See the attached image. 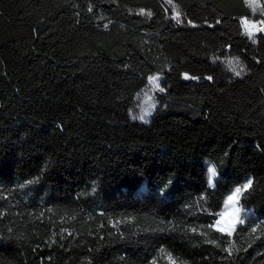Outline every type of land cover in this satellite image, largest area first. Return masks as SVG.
I'll return each instance as SVG.
<instances>
[{"label": "trees", "instance_id": "trees-1", "mask_svg": "<svg viewBox=\"0 0 264 264\" xmlns=\"http://www.w3.org/2000/svg\"><path fill=\"white\" fill-rule=\"evenodd\" d=\"M263 16L0 0V264H264V33L242 26ZM235 186L251 216L228 235Z\"/></svg>", "mask_w": 264, "mask_h": 264}, {"label": "rangeland", "instance_id": "rangeland-1", "mask_svg": "<svg viewBox=\"0 0 264 264\" xmlns=\"http://www.w3.org/2000/svg\"><path fill=\"white\" fill-rule=\"evenodd\" d=\"M244 20H246V19L242 20V26H243V29H244L245 32H247V33H249V32L250 33L258 32L256 29H254L255 27H254L253 21H248L247 20L249 23H248V26L246 28L244 23H243ZM262 32L264 33V31H262ZM152 77H155L156 79L155 80H151V81H150V79H148L149 91L146 92L145 97H144L147 100L148 99L150 100V98H151L149 92L158 89V78H157V76H152ZM183 77H184V75H183ZM138 119L141 120L140 117ZM208 170H209L208 185L210 187H212L213 184H214V180L216 179V177L219 174V172L210 163H208ZM213 170H214V172H213ZM237 188H240V186H235L233 188V190L225 198L224 203H223L224 211L222 212L224 215L223 216L220 215L217 218V219H220L222 221V225H221L222 227L223 226H227L228 224H230L232 222V220H233V217H238L239 221H241V222H239L237 224H241V223L244 222V219L247 216V215L244 214V212L246 214H249L248 210L243 209L242 207H240L238 205V195L231 202L228 199L229 196H232L235 193V190ZM249 216H251V215L249 214Z\"/></svg>", "mask_w": 264, "mask_h": 264}, {"label": "snow or ice", "instance_id": "snow-or-ice-1", "mask_svg": "<svg viewBox=\"0 0 264 264\" xmlns=\"http://www.w3.org/2000/svg\"><path fill=\"white\" fill-rule=\"evenodd\" d=\"M246 3H248L249 6L252 7V6H255V5L257 4V0H246ZM142 11H143V10H142ZM178 16H179V13H176V17H178ZM174 18H175V17H174ZM189 23H191V21H189ZM243 23H244L245 27L247 28L249 22H248L247 20H244ZM258 30H260V31H264V28H262V29H258ZM248 34L251 36V33H250V32H249ZM239 74H240V73L238 72L237 75H239ZM184 78H185V79H189V78H191V79H197V77H189L188 73H185V74H184ZM149 79H150V81H151V80H155L156 78H155V77H150ZM208 79H211V77H208ZM160 90L163 91V89H160ZM140 119H141V120H144L145 117H144V116H141ZM213 172H214V170H213ZM252 183H253V181H252L251 179H249V180L247 181V183L244 184V186H243L244 189H248V188L252 185ZM240 192H241V189H240V188H237V189L235 190V193H234L232 196H229V198H228L229 201H230V202L233 201L234 198H235L237 195H239ZM220 215L223 216L224 214L221 213ZM239 222H241V221H239L238 217H233V220H232V222H231L230 224H228L227 226H223V227H222V226H221V225H222V221H221L220 219H217V220L215 221V225H210V227H215V228H216L218 231H220V232H226L228 235H232L233 231H234L235 228H236L237 223H239ZM212 243H214V242H212Z\"/></svg>", "mask_w": 264, "mask_h": 264}, {"label": "built area", "instance_id": "built-area-1", "mask_svg": "<svg viewBox=\"0 0 264 264\" xmlns=\"http://www.w3.org/2000/svg\"><path fill=\"white\" fill-rule=\"evenodd\" d=\"M255 28H256L257 31H260V30H258V29H262V28H264V24H263V23H257V24L255 25Z\"/></svg>", "mask_w": 264, "mask_h": 264}, {"label": "crops", "instance_id": "crops-1", "mask_svg": "<svg viewBox=\"0 0 264 264\" xmlns=\"http://www.w3.org/2000/svg\"><path fill=\"white\" fill-rule=\"evenodd\" d=\"M257 23H263L264 24V16H263V19H261V20H259V21H257V22H253V24H254V27H255V25L257 24ZM254 29H256V28H254ZM262 32V31H261ZM247 33V32H246ZM255 33H257V32H254V33H251V34H255ZM248 34V33H247Z\"/></svg>", "mask_w": 264, "mask_h": 264}]
</instances>
